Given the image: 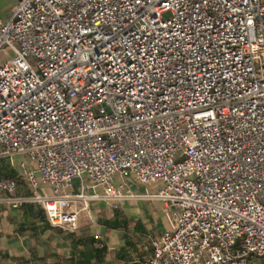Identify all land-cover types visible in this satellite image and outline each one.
<instances>
[{"label": "built area", "instance_id": "built-area-1", "mask_svg": "<svg viewBox=\"0 0 264 264\" xmlns=\"http://www.w3.org/2000/svg\"><path fill=\"white\" fill-rule=\"evenodd\" d=\"M0 53L29 188L0 171V204L75 231L92 201L157 200L171 229L131 264L264 258V0H17Z\"/></svg>", "mask_w": 264, "mask_h": 264}, {"label": "crops", "instance_id": "crops-1", "mask_svg": "<svg viewBox=\"0 0 264 264\" xmlns=\"http://www.w3.org/2000/svg\"><path fill=\"white\" fill-rule=\"evenodd\" d=\"M16 3L0 0L4 20L11 17ZM21 159L18 155L0 157V171L19 181V193H28L21 177ZM42 188L52 192L48 186ZM135 189L145 192L154 187L138 183ZM170 229L169 211L152 199L126 201L119 208L92 201L91 215L82 216L75 231L53 225L40 204L19 208L0 204V264H131L149 259L152 240ZM248 264H264V258H253Z\"/></svg>", "mask_w": 264, "mask_h": 264}, {"label": "rangeland", "instance_id": "rangeland-1", "mask_svg": "<svg viewBox=\"0 0 264 264\" xmlns=\"http://www.w3.org/2000/svg\"><path fill=\"white\" fill-rule=\"evenodd\" d=\"M165 16L168 17L169 16V13H166Z\"/></svg>", "mask_w": 264, "mask_h": 264}]
</instances>
